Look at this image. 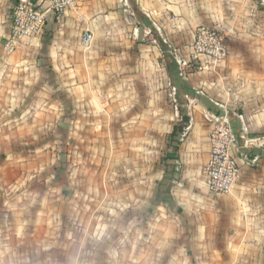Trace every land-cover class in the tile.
I'll return each mask as SVG.
<instances>
[{"label": "crops", "instance_id": "crops-1", "mask_svg": "<svg viewBox=\"0 0 264 264\" xmlns=\"http://www.w3.org/2000/svg\"><path fill=\"white\" fill-rule=\"evenodd\" d=\"M16 1L0 0V264L12 246L52 247L53 264H264V0H79L6 53ZM200 25L227 56L180 66ZM223 115L242 170L211 195Z\"/></svg>", "mask_w": 264, "mask_h": 264}, {"label": "built area", "instance_id": "built-area-1", "mask_svg": "<svg viewBox=\"0 0 264 264\" xmlns=\"http://www.w3.org/2000/svg\"><path fill=\"white\" fill-rule=\"evenodd\" d=\"M78 6L79 0H17L12 8L10 31L4 44L6 53L18 48L22 40L39 35L47 13L59 21L65 11ZM91 37L90 33H84L83 43L88 45ZM227 52L224 33L220 29L200 25L195 30L189 60L177 61L180 66L196 65L204 56L218 63L226 58ZM208 142L209 159L202 169L207 190L211 195L227 193L242 170L241 158L234 154L235 136L227 115L214 118Z\"/></svg>", "mask_w": 264, "mask_h": 264}, {"label": "rangeland", "instance_id": "rangeland-1", "mask_svg": "<svg viewBox=\"0 0 264 264\" xmlns=\"http://www.w3.org/2000/svg\"><path fill=\"white\" fill-rule=\"evenodd\" d=\"M220 30L224 33L222 29ZM9 249L12 250L13 254H11L14 257V261L12 260L11 264H53L54 262L52 247H47L45 250H40L39 252H36V247H33L32 249L30 248V251L28 252L26 248L24 250L21 246L8 247V251ZM22 250L24 251L21 253ZM27 257H29L30 261L24 260ZM37 259H39V262Z\"/></svg>", "mask_w": 264, "mask_h": 264}]
</instances>
